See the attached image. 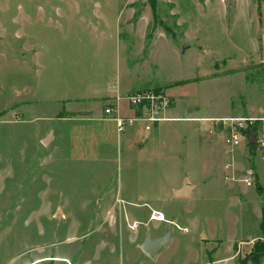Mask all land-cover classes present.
<instances>
[{
  "label": "rangeland",
  "instance_id": "374dc122",
  "mask_svg": "<svg viewBox=\"0 0 264 264\" xmlns=\"http://www.w3.org/2000/svg\"><path fill=\"white\" fill-rule=\"evenodd\" d=\"M145 90L181 119L142 148L119 145L113 130L104 143L82 116L69 135L72 122L58 119L94 95L118 96L99 97L100 108ZM227 117L259 121L228 148L212 121ZM48 128L63 134L49 148ZM251 135L264 136V0H0V264H216L224 253L217 264H245L264 245V150ZM185 177L236 191L200 185L172 199ZM113 201L141 223L109 232L100 213ZM153 209L174 223L151 257L141 244L154 239Z\"/></svg>",
  "mask_w": 264,
  "mask_h": 264
},
{
  "label": "crops",
  "instance_id": "0c3cea01",
  "mask_svg": "<svg viewBox=\"0 0 264 264\" xmlns=\"http://www.w3.org/2000/svg\"><path fill=\"white\" fill-rule=\"evenodd\" d=\"M128 21V20H127ZM127 29V28H126ZM128 31V30H127ZM134 89L133 88H130V87H128L127 89H125L124 91H122V92H118V96L119 95H125V94H128V93H130L131 91H133ZM107 94V95H106ZM105 95L107 96V97H109L110 98V103H115V101H114V99H115V97L117 96V95H112V93L110 94V93H106ZM105 95H100L99 97H106ZM117 96V97H118ZM98 97V98H99ZM96 98V95H94L93 97H92V99H94V100H92L91 102H89L90 103V105H89V107H87V109H84V110H76L75 109V112H72V111H70L69 113H66V114H68L67 116L66 115H64V116H61V115H59L60 117H58V119H59V121H69V122H72V125H70V130H69V135H72L75 131H76V129H78V122H80L82 119H84V118H86V119H89V120H91V121H93V122H95V123H97L96 125V128L97 129H95L94 131L96 132V135L99 137V138H102V141L105 143V142H108V137H110V132L112 133V130L114 131L113 133H115V135H116V138H118L117 139V143L120 145L121 143H124V145L127 147V148H130V147H133L134 149H136L137 147H143L144 146V144L143 143H146V142H148V140H151L152 138H151V133L153 132V131H155V129H157V127H158V125L161 123V122H165V121H175V120H180L181 118L180 117H177V116H172V115H168V116H166V114H165V119L163 120V121H160L159 123H157V124H155V125H153L152 126V128L149 130V131H146V130H144V127H143V124H141V123H134L132 126H131V132H128V133H126L124 136H122L121 138H120V133H122V132H124V130L122 131V132H120V133H117L116 132V129H115V125H114V122H113V120H112V118H111V116L110 115H106L105 113H104V107H105V105L103 106V104H102V106L100 107V108H98L95 104H96V102H98V98L97 99H95ZM109 98H107V100L109 99ZM103 100V99H102ZM119 100V99H118ZM114 101V102H113ZM102 102V101H101ZM119 110H120V113H121V115L122 116H131V115H133L134 114V112H135V110L132 108V107H129L128 105H127V102L125 101V100H123V98H122V101H121V104L119 103ZM170 112V111H169ZM80 116H82V117H84V118H80ZM206 117H203V118H189V119H191V120H195V121H201V122H204V121H207L206 119H205ZM209 118V117H208ZM184 119H186V118H184ZM98 126H99V128H98ZM51 133V136H50V140H49V142H48V144L45 146V147H50L51 145H53V144H55V141L57 140H59V138L60 137H62V132H60L59 134H58V137H57V131H56V129H50V128H48V132L40 139V141L48 134V133ZM105 132H106V135H105ZM109 132V133H108ZM202 132V134L201 135H203V130L201 131ZM211 133V132H210ZM57 137V138H56ZM186 141L185 140H183L182 141V143H185ZM41 144V143H40ZM225 145V144H224ZM226 146V145H225ZM212 147V146H211ZM227 147V146H226ZM213 150L212 151H214V153H216L215 152V150H217V152L219 151V148L217 149V147L216 146H214L213 148H212ZM215 149V150H214ZM72 150L74 151H76V150H78V148L76 147V146H73V148H72ZM220 150H221V148H220ZM233 151V150H232ZM225 153V147L223 146V150H222V153ZM202 157L204 158V156H200V158H199V160H201L202 159ZM234 157L235 156H233V157H231L229 160L230 161H234ZM202 166L204 165V167L206 168L207 166L208 167H211L212 166V163H211V161L209 162V161H205V160H203L202 159ZM189 179V178H188ZM190 181V180H189ZM191 183V182H190ZM192 184V183H191ZM181 185H182V181H181V183L180 184H177V185H172L171 187H170V192H172V190L173 189H177V188H180L181 187ZM193 185V188H192V190H191V192H190V195H189V197L191 196V194H192V192L194 191V189H196L197 187H199L200 185H203V186H207L208 188L211 186V188L212 189H214V188H218V190H220V191H224V192H227V193H229L230 195L231 194H233L235 191H236V187L235 186H233V185H231V183L230 182H226V181H224V179L223 180H221V182H219V181H217L216 180V178L215 177H213V178H206V179H201L198 183H193L192 184ZM246 192V191H245ZM171 197H172V193H171ZM188 197V198H189ZM140 198V200L142 199V197H139ZM172 199H173V197H172ZM152 201V200H151ZM125 204H127L128 206H130V207H133V208H141V206H143V204H139V203H137L136 201L134 202V201H132V200H130V201H128L127 203H125ZM103 209H101V211H102V213H100L103 217H104V219L102 220V223L104 224V225H106V227H107V230L109 231V232H113L114 231V227H115V225H116V228H119L120 227V222H121V224H122V220L124 219V222L126 223V222H129V221H135V222H137V224L139 223H141V221H139V220H137L135 217H133L130 213H129V211L127 210V208H125V207H122V208H116L115 206H114V201L112 202V203H110V202H105L104 203V205H103V207H102ZM153 212H157V213H160L161 215H162V219L160 220H155L156 222H157V224H155L154 225V227L156 228V229H154L153 231H152V238H158L159 236H161L164 232H165V230H163V232H161V228L166 224L167 225V223L168 222H171V220H172V222H173V219H166V217H165V215H164V213L162 212V211H159V210H156V209H153L151 212H150V214H149V218H148V220H150V216H151V214L153 213ZM174 223V222H173ZM195 223V222H194ZM145 225V224H144ZM135 230H137V228H135ZM210 233H208L209 234V238L210 239H214V234H213V231H209ZM172 236V235H171ZM171 236H170V238H171ZM206 240H207V238H206V236L204 237ZM172 239V238H171ZM221 247L219 246L218 247V245H214V247H212L211 248V250H210V248L209 249H207L208 251L207 252H211L212 251V253H213V255L214 256H216L217 255V253L218 252H220L219 251V249H220ZM162 249V248H161ZM222 249V248H221ZM227 250V249H226ZM109 251H111V250H109ZM159 251V250H158ZM228 252V251H227ZM204 256V258L206 257V255H205V253L203 254ZM229 254L228 253H226V255H225V253H224V255L223 256H226L225 258H223V259H217L216 260V264L217 263H219L221 260H223L224 262H227L228 260H230V256H228ZM214 262V261H213ZM202 264H209V261L205 258L204 260H203V263Z\"/></svg>",
  "mask_w": 264,
  "mask_h": 264
},
{
  "label": "built area",
  "instance_id": "2783aa9c",
  "mask_svg": "<svg viewBox=\"0 0 264 264\" xmlns=\"http://www.w3.org/2000/svg\"><path fill=\"white\" fill-rule=\"evenodd\" d=\"M159 97H161V95L155 94L152 90L131 93L123 99L127 102L129 107H132L135 110L133 115L122 116L120 114L118 103L114 104L113 106L109 105L105 107L104 113L111 116L117 133L122 132L126 126H132L138 121L143 123L144 130L149 131L154 124L165 119V117L162 115L164 106L161 102L158 103ZM164 105H166V103H164ZM212 121L218 129L225 130L227 134L224 139L225 145L228 148H233L236 147L243 138H245L242 130L243 128L245 129V127H247V123H250L249 125H251L252 123H256L259 120L250 117H227L216 118ZM254 145H257L264 150V136L262 138L255 137ZM243 181L248 186L252 184V179L249 175L244 177ZM150 217L151 219L155 220L162 219V215L157 212H153ZM136 227L137 224L133 222L131 228L135 229Z\"/></svg>",
  "mask_w": 264,
  "mask_h": 264
},
{
  "label": "water",
  "instance_id": "95a60500",
  "mask_svg": "<svg viewBox=\"0 0 264 264\" xmlns=\"http://www.w3.org/2000/svg\"><path fill=\"white\" fill-rule=\"evenodd\" d=\"M183 50V49H182ZM51 133L49 132L41 141V145L46 146L50 140ZM249 145L255 144V137L252 136V138L249 140ZM193 188V185L190 183L189 179L185 177L183 179L182 185L180 188L173 189L172 190V197L175 200H185L188 199L190 192ZM170 236V227L167 226V231L164 233L163 236H160L155 239L148 238V236L145 238L143 243L141 244L142 250L148 255V256H154L158 250H160L162 247H164L169 239ZM255 255L248 258L246 264H255L253 262Z\"/></svg>",
  "mask_w": 264,
  "mask_h": 264
},
{
  "label": "trees",
  "instance_id": "16d2710c",
  "mask_svg": "<svg viewBox=\"0 0 264 264\" xmlns=\"http://www.w3.org/2000/svg\"><path fill=\"white\" fill-rule=\"evenodd\" d=\"M253 129H254V128H253ZM263 254H264V245L260 246V248H259L256 252L252 253L248 258H250L251 256L255 255V257H254V259H253V262H254L255 264H260V263L258 262L257 258H258L260 255H263ZM248 258H247V260H248ZM247 260H246V262H247ZM246 262H245V264H246Z\"/></svg>",
  "mask_w": 264,
  "mask_h": 264
},
{
  "label": "flooded vegetation",
  "instance_id": "af4514ba",
  "mask_svg": "<svg viewBox=\"0 0 264 264\" xmlns=\"http://www.w3.org/2000/svg\"><path fill=\"white\" fill-rule=\"evenodd\" d=\"M165 232H166V231H165ZM165 232H164V233H165ZM164 233H163L161 236H163V235H164ZM159 237H160V236H159Z\"/></svg>",
  "mask_w": 264,
  "mask_h": 264
}]
</instances>
